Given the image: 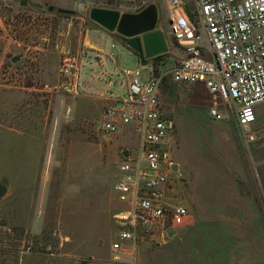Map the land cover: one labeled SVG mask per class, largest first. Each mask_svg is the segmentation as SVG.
<instances>
[{"label": "rangeland", "instance_id": "1", "mask_svg": "<svg viewBox=\"0 0 264 264\" xmlns=\"http://www.w3.org/2000/svg\"><path fill=\"white\" fill-rule=\"evenodd\" d=\"M19 1L0 0V200L9 193L0 202V264H114L108 261L119 240L115 215L130 210L113 189L116 169L125 151L136 153L139 136L126 129L107 141L96 128L105 105L92 102V114H84L86 92L68 91L72 78L60 70L67 59L80 68L95 58L92 43L110 33L91 21L90 10L123 3L29 0L33 8ZM155 2L157 28L167 34V9ZM110 46L119 64L106 81L118 85L123 71L141 65L158 69L154 60L139 62L119 44ZM163 60L177 62L172 49ZM161 89L165 115L175 123L167 148L177 167L170 194L190 217L176 235L139 244L121 264H264V104L251 128L257 138L248 144L231 104H222L226 117L215 121L207 94L194 98L170 78Z\"/></svg>", "mask_w": 264, "mask_h": 264}, {"label": "built area", "instance_id": "2", "mask_svg": "<svg viewBox=\"0 0 264 264\" xmlns=\"http://www.w3.org/2000/svg\"><path fill=\"white\" fill-rule=\"evenodd\" d=\"M121 13H139L155 1L168 12L169 48L177 62L170 72L157 74L141 65L123 71L129 77L127 91L108 103L98 130L110 138L126 129L139 136L136 153L128 151L117 166L114 191L130 210L115 215L120 227L113 242L110 262L121 264L144 242L165 240L190 217L187 206L173 203L169 159L170 134L174 124L162 109L160 87L167 75L189 88L203 84L215 98L210 115L225 119L217 101L228 103L244 140L256 138L257 107L264 104V0H120ZM159 10V7H158ZM150 71L143 79L141 72ZM65 78H76L77 64L65 60L60 70ZM115 82H111L114 87Z\"/></svg>", "mask_w": 264, "mask_h": 264}, {"label": "crops", "instance_id": "3", "mask_svg": "<svg viewBox=\"0 0 264 264\" xmlns=\"http://www.w3.org/2000/svg\"><path fill=\"white\" fill-rule=\"evenodd\" d=\"M117 10V9H114ZM97 41H95L94 43H92V48L96 49V56L95 58H91L88 61H84L82 63V67L79 68V72L76 78H72V85L71 87H68V91H70L69 89H72V92L78 93V91H80V89H82L81 91H85L86 93L84 94L83 92V102L88 106L86 111L84 112V114H92L93 109H90V106H92V104L95 107V104L100 105L101 110L103 108V106L107 105L108 103H111L114 101V99L117 96H123L126 91H127V85L128 82L130 80L129 77L127 78H123L122 80H120V82L115 83L114 87L111 86V82H114L112 79H110L109 81H106V78L109 77L112 74L115 73L117 71V67L116 65L119 64V61L117 62V64L115 65V61L112 60L111 58V53L109 54V51H107V46L108 43L110 42L111 49H116L118 44L121 46L122 48V52H126L129 55H133L135 56L136 54H134L129 48H127L123 41L121 39H116L114 34L111 33H106V32H102L101 34L98 35L97 37ZM137 59H139L140 61V57L138 55H136ZM176 62L173 63V65H167V61L162 60V62L157 65L158 69H155L153 66H148V64L146 65L147 68L149 69H154L157 74H163V73H168L170 72V70L172 69V67L175 65ZM112 71V72H111ZM112 73V74H111ZM167 78H170V80L172 81L170 75H167L160 87V95H161V88L164 86L165 81ZM173 82V81H172ZM119 86V87H117ZM182 88H185L184 86L178 85ZM185 89H189L190 91L193 92V97H203V98H207L206 94L208 95L209 100L207 102L210 103V108H213L214 102H215V98L208 92V90L206 89V87L203 84H194L189 88H185ZM71 92V93H72ZM206 96V97H205ZM93 102V103H92ZM162 103V101H161ZM222 104L219 101H217V108L219 110H221L222 108ZM75 105H78V103H76ZM262 105V104H261ZM260 106V105H259ZM259 106L257 107V117H258V110H259ZM105 108V107H104ZM163 111L165 110L162 106ZM102 112V111H101ZM100 112V114H101ZM213 120H215L213 118ZM103 121V120H102ZM217 121V120H215ZM224 121V120H221ZM173 124L174 121L172 120ZM101 123V122H100ZM96 126L97 130H98V126L99 124ZM235 125L237 128L240 129V127L238 126L237 122L235 121ZM175 127V125H174ZM99 131V130H98ZM133 137V136H131ZM105 139L108 141V139L105 137ZM116 173H117V169H116ZM9 193L7 195H5L0 202L5 201L7 199ZM70 254H73L72 252ZM73 258H77V255L73 254L72 256ZM90 258L92 259V261H103V260H97L96 257L94 255L90 256ZM129 258V257H127ZM126 258V259H127ZM107 262V261H105ZM110 262V261H108ZM77 264V263H76ZM97 264H101L97 263Z\"/></svg>", "mask_w": 264, "mask_h": 264}, {"label": "water", "instance_id": "4", "mask_svg": "<svg viewBox=\"0 0 264 264\" xmlns=\"http://www.w3.org/2000/svg\"><path fill=\"white\" fill-rule=\"evenodd\" d=\"M22 7H35L29 0H20ZM55 7H49V11H55ZM60 14L72 16L75 11L57 9ZM91 21L110 33H117L125 41L124 45L134 53L144 56L146 60H154L161 63L163 57L170 51L169 41L163 30L157 28L159 22V10L155 4H151L139 13H121L119 10L92 8L89 13ZM21 59L20 56L12 59L16 63ZM128 156V151L123 154ZM174 171L177 167L174 166ZM173 230L170 236L176 235Z\"/></svg>", "mask_w": 264, "mask_h": 264}, {"label": "trees", "instance_id": "5", "mask_svg": "<svg viewBox=\"0 0 264 264\" xmlns=\"http://www.w3.org/2000/svg\"><path fill=\"white\" fill-rule=\"evenodd\" d=\"M125 41V40H124ZM138 55V54H136ZM139 57L143 58L144 61H146V59L144 58V56L138 55ZM156 65H159L158 63H155Z\"/></svg>", "mask_w": 264, "mask_h": 264}]
</instances>
